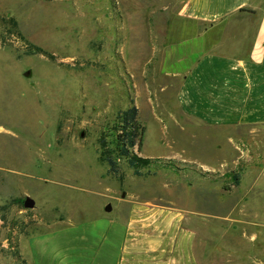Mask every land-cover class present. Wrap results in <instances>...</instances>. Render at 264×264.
<instances>
[{"label":"rangeland","instance_id":"374dc122","mask_svg":"<svg viewBox=\"0 0 264 264\" xmlns=\"http://www.w3.org/2000/svg\"><path fill=\"white\" fill-rule=\"evenodd\" d=\"M181 1L0 0V264H33V234L104 215L126 222L133 203L211 225V248L264 254V145L248 144L253 128L185 120L177 80L162 71ZM132 100L139 155L159 160L154 174L136 176L118 159L115 177L98 140L112 139ZM229 135L244 141L230 146ZM240 201L263 204L234 208Z\"/></svg>","mask_w":264,"mask_h":264},{"label":"crops","instance_id":"0c3cea01","mask_svg":"<svg viewBox=\"0 0 264 264\" xmlns=\"http://www.w3.org/2000/svg\"><path fill=\"white\" fill-rule=\"evenodd\" d=\"M161 49L162 71L177 80L175 103L185 120L210 129L253 128L248 144L264 145V0H182ZM226 139L230 146L244 141ZM261 204L240 201L234 208ZM200 223L133 203L126 222L104 215L71 223L31 235L26 247L33 264H264L254 248H211V225Z\"/></svg>","mask_w":264,"mask_h":264},{"label":"trees","instance_id":"16d2710c","mask_svg":"<svg viewBox=\"0 0 264 264\" xmlns=\"http://www.w3.org/2000/svg\"><path fill=\"white\" fill-rule=\"evenodd\" d=\"M132 103L130 107L119 112L112 139L108 141V135L103 134L98 140L101 159L108 165L109 173L115 177L121 176L118 159H124L136 176L154 174L152 165L159 160L139 155L143 146L144 127L139 121V109L133 100ZM143 168L146 172L142 171ZM232 179L238 184V176H232Z\"/></svg>","mask_w":264,"mask_h":264},{"label":"water","instance_id":"95a60500","mask_svg":"<svg viewBox=\"0 0 264 264\" xmlns=\"http://www.w3.org/2000/svg\"><path fill=\"white\" fill-rule=\"evenodd\" d=\"M34 206H35V201L30 197H26L24 200V207L33 208Z\"/></svg>","mask_w":264,"mask_h":264}]
</instances>
